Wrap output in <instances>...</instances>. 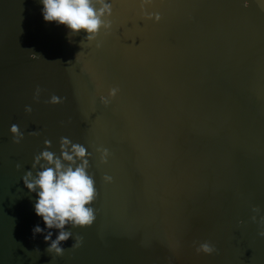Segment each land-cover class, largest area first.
Segmentation results:
<instances>
[{
	"label": "water",
	"instance_id": "obj_1",
	"mask_svg": "<svg viewBox=\"0 0 264 264\" xmlns=\"http://www.w3.org/2000/svg\"><path fill=\"white\" fill-rule=\"evenodd\" d=\"M110 2V32L88 42L39 0H0V264H264L250 219L264 215V3ZM60 137L91 154L98 196L94 223L71 229L81 246L52 261L20 178Z\"/></svg>",
	"mask_w": 264,
	"mask_h": 264
},
{
	"label": "clouds",
	"instance_id": "obj_2",
	"mask_svg": "<svg viewBox=\"0 0 264 264\" xmlns=\"http://www.w3.org/2000/svg\"><path fill=\"white\" fill-rule=\"evenodd\" d=\"M151 2L152 0H139L142 14L144 5ZM261 2L264 3V0ZM39 3L43 21L63 25L68 37L78 35L83 30V40L92 42L101 30L108 34L112 28L109 19L112 14L110 0H39ZM147 18L155 22L160 17L158 14L149 13ZM96 47H100L99 42ZM117 91L115 88L110 89L108 98L101 97V102L107 104ZM39 94L40 89L37 87L33 99L38 100ZM47 102L59 103L61 98L53 95ZM24 111L31 113V106L25 105ZM9 133L15 144L23 139L24 134L16 124L10 126ZM43 145V150L33 156L30 169L25 171L20 179L29 193H35L33 212L44 224V228L37 224L31 229L33 238L36 234H44L43 240L47 245L45 251L52 256L53 261L56 257L64 255L66 249L62 242L68 241L69 238L73 243L67 250H75L81 246L82 237L74 234L71 229L90 227L94 223L96 210L92 204L97 192L94 178L88 171L91 154L84 145L74 143L67 137H60L56 151L49 150L51 142L47 139L43 141ZM97 152L101 162H106L108 150L98 148ZM15 167L19 170L21 165L16 164ZM103 180L111 183L112 177L106 175ZM252 211L259 213V209L255 207ZM250 219L259 225L257 235L264 238V215H260L259 220L257 215L251 216ZM50 230H55V239L52 238L53 231ZM195 250L197 253L210 254L215 250V245L203 241Z\"/></svg>",
	"mask_w": 264,
	"mask_h": 264
},
{
	"label": "snow or ice",
	"instance_id": "obj_3",
	"mask_svg": "<svg viewBox=\"0 0 264 264\" xmlns=\"http://www.w3.org/2000/svg\"><path fill=\"white\" fill-rule=\"evenodd\" d=\"M152 2H153V0H152ZM97 196H98V191H97Z\"/></svg>",
	"mask_w": 264,
	"mask_h": 264
}]
</instances>
